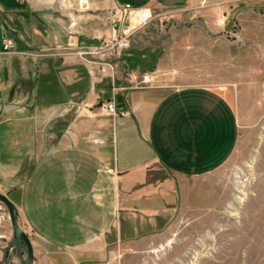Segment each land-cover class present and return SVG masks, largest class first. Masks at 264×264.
Masks as SVG:
<instances>
[{"label":"crops","instance_id":"obj_1","mask_svg":"<svg viewBox=\"0 0 264 264\" xmlns=\"http://www.w3.org/2000/svg\"><path fill=\"white\" fill-rule=\"evenodd\" d=\"M192 1L0 0V193L22 217L33 264H57L50 258L56 254L113 264L116 248L146 244L144 237L167 229L177 209L209 205L205 183L239 147L235 102L209 86L143 85L140 70L158 65L140 69L131 51L102 73L95 56L85 62L73 52L95 48L99 34L119 32L111 16L118 7L163 15ZM4 38L12 50L2 49ZM96 103L104 108L90 115ZM85 114L95 126L85 125ZM60 167L74 172L66 201L54 188ZM121 213L144 232L122 239L115 218ZM0 233L8 246L0 248V264H20L9 222H0Z\"/></svg>","mask_w":264,"mask_h":264},{"label":"rangeland","instance_id":"obj_2","mask_svg":"<svg viewBox=\"0 0 264 264\" xmlns=\"http://www.w3.org/2000/svg\"><path fill=\"white\" fill-rule=\"evenodd\" d=\"M152 13L155 17L145 26L136 27L132 22L128 46L119 52L106 51L105 42L111 34L119 39L123 36L120 32L99 34L95 48H102L103 52L95 55L98 72L102 73V67L110 70L106 64L115 67L122 63L131 51L129 60L140 69L152 62L158 65L151 73L140 70L141 74H151V82L166 86L201 85L223 91L237 105L241 121L239 147L218 175L205 183L210 190V197L206 198L209 205L200 206L194 213L177 209L167 229L157 236L144 237L147 243L140 247L116 248L111 261L264 264V0H193L170 13ZM77 50L73 52L76 54ZM76 56L85 62L94 59ZM103 90L111 94L109 85ZM101 107L93 105L90 115L101 111ZM86 115L85 125L95 126ZM104 116L100 120L106 119ZM54 174L58 180L54 188L62 190L66 201L74 172L60 167ZM90 184L84 181L83 187L93 203ZM115 218L120 221L122 239L144 232V228L125 222L123 213ZM16 222L22 229L21 216ZM16 243L13 254L19 257L20 264H26L25 246L21 241ZM63 256L50 258L57 264H78L67 257L62 259ZM106 260L105 257L95 264H107Z\"/></svg>","mask_w":264,"mask_h":264},{"label":"built area","instance_id":"obj_3","mask_svg":"<svg viewBox=\"0 0 264 264\" xmlns=\"http://www.w3.org/2000/svg\"><path fill=\"white\" fill-rule=\"evenodd\" d=\"M111 16L114 18L119 25L118 31L123 35L119 39H116L115 36L111 34V37L106 40L105 42V50L112 52H119L120 50L126 48L128 46V34L130 33L129 27L134 23L136 27L145 26L149 23L155 15L149 8H133L128 4H125L117 9H114L111 13ZM124 22H127L128 25L124 26ZM133 22V23H132ZM114 34V33H113ZM13 43L10 39L4 38L2 39V49L4 51H10L13 48ZM104 50V51H105ZM103 52L102 48H84L78 49L76 54L80 57L85 56H95L99 53ZM109 67H112L110 64H106ZM103 70V69H102ZM151 82V77L149 73H143L140 75V83L141 84H148ZM106 111L110 115L116 114L115 106L112 102H107L105 105ZM0 222H9V215L6 207L2 204L0 205ZM5 235L0 233V248L4 249L7 247L4 244Z\"/></svg>","mask_w":264,"mask_h":264},{"label":"water","instance_id":"obj_4","mask_svg":"<svg viewBox=\"0 0 264 264\" xmlns=\"http://www.w3.org/2000/svg\"><path fill=\"white\" fill-rule=\"evenodd\" d=\"M0 202L6 207L9 215V223L12 230V235L15 239L21 241L26 249V264H33V248L27 234L17 225V208L15 205L2 193H0Z\"/></svg>","mask_w":264,"mask_h":264}]
</instances>
